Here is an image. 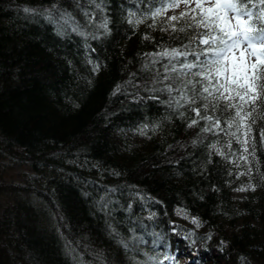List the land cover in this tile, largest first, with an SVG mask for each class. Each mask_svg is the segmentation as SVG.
<instances>
[{
	"label": "trees",
	"instance_id": "1",
	"mask_svg": "<svg viewBox=\"0 0 264 264\" xmlns=\"http://www.w3.org/2000/svg\"><path fill=\"white\" fill-rule=\"evenodd\" d=\"M158 7L0 0V264H264V109L250 154L223 104L201 108L220 128L178 107L166 86L196 78L148 54L195 49L196 30Z\"/></svg>",
	"mask_w": 264,
	"mask_h": 264
},
{
	"label": "snow or ice",
	"instance_id": "2",
	"mask_svg": "<svg viewBox=\"0 0 264 264\" xmlns=\"http://www.w3.org/2000/svg\"><path fill=\"white\" fill-rule=\"evenodd\" d=\"M151 2L152 0H149V3ZM159 3L160 7L151 11L153 19L183 3L186 11L179 17L171 16L168 19L175 21L191 14L189 27L196 30L190 37L197 45L195 49L188 50L186 45L185 51L172 49L148 54L183 57L181 75L196 78L188 79L183 87L173 88L168 85L165 90L169 93L179 92V96L173 98L178 107L183 106L181 101L184 104H196L197 100L201 101L200 107L192 108V111L200 119L211 121L216 128H220L221 121L214 120L210 115H201V108L207 112L210 107L215 109L223 104L225 110L233 113L224 121L229 129L235 128V131L228 134L236 138L244 153H250L247 145L251 142L252 125L255 123L253 114L258 108L264 109V0H159ZM193 4L194 7L191 6ZM24 11L31 13L34 10L25 8ZM84 14L88 15L86 11ZM130 17V24L138 25L143 22V18H136L135 13H130ZM46 18L50 23L58 25V34L64 25H69L74 32L85 35L80 32L79 24L74 22L70 13L60 14L59 19L63 21V25L53 17L51 10ZM176 30L173 27V31ZM179 31L184 32L185 28L181 27ZM189 56L193 59L189 60ZM165 68L167 69L168 65H165ZM96 70L94 67L93 71ZM176 70V66L172 65V71ZM184 89H188L192 95ZM261 118L264 119V116ZM198 123V120H192L189 127ZM201 130L208 132L212 129L206 127ZM241 136L244 139H241ZM260 140L264 143V128L261 129ZM216 151L219 153V149ZM241 159L247 160V157L241 156ZM193 223L199 226L197 220L193 219ZM120 243L126 250H133L128 241L121 239ZM152 259L149 257V260Z\"/></svg>",
	"mask_w": 264,
	"mask_h": 264
},
{
	"label": "rangeland",
	"instance_id": "3",
	"mask_svg": "<svg viewBox=\"0 0 264 264\" xmlns=\"http://www.w3.org/2000/svg\"><path fill=\"white\" fill-rule=\"evenodd\" d=\"M191 6H192V5H191ZM184 8H185V5H184L183 3H181L180 6H179L178 8H176V9H169V10H167L165 13L168 14V15H171V14H173V13H176V12L181 11V10L184 9ZM174 258H178V262H183V261H184V259L181 258V257H179V256H174Z\"/></svg>",
	"mask_w": 264,
	"mask_h": 264
}]
</instances>
